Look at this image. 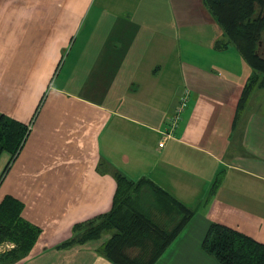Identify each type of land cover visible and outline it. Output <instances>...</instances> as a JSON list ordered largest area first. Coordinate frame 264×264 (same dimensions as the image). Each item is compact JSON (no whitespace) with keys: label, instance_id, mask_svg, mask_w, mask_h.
<instances>
[{"label":"crops","instance_id":"crops-1","mask_svg":"<svg viewBox=\"0 0 264 264\" xmlns=\"http://www.w3.org/2000/svg\"><path fill=\"white\" fill-rule=\"evenodd\" d=\"M227 40L206 0H0V112L29 126L0 202L41 229L3 264H115L113 230L71 238L111 209L119 174L195 210L155 264H221L202 245L213 222L264 243V85L243 99L255 70Z\"/></svg>","mask_w":264,"mask_h":264},{"label":"trees","instance_id":"trees-1","mask_svg":"<svg viewBox=\"0 0 264 264\" xmlns=\"http://www.w3.org/2000/svg\"><path fill=\"white\" fill-rule=\"evenodd\" d=\"M224 28L227 42L233 43L255 70L244 89L243 99L255 86L264 85V0H206ZM29 134V126L0 112V153L15 157ZM130 184L129 192L124 190ZM111 209L77 226L71 242H83L113 230L103 253L115 264H155L193 217L195 210L149 179L117 177ZM23 202L6 195L0 202V242L14 246L0 254L16 259L33 247L41 229L25 219ZM203 249L221 264H264V243L229 227L213 222L203 240Z\"/></svg>","mask_w":264,"mask_h":264},{"label":"built area","instance_id":"built-area-1","mask_svg":"<svg viewBox=\"0 0 264 264\" xmlns=\"http://www.w3.org/2000/svg\"><path fill=\"white\" fill-rule=\"evenodd\" d=\"M190 90L184 88L179 97L178 104L176 105L173 113L167 118L166 127L161 130L162 137L159 142V146L162 147L166 144L167 140L176 137V132L180 127L183 114L189 105ZM14 246V244H11Z\"/></svg>","mask_w":264,"mask_h":264},{"label":"rangeland","instance_id":"rangeland-1","mask_svg":"<svg viewBox=\"0 0 264 264\" xmlns=\"http://www.w3.org/2000/svg\"><path fill=\"white\" fill-rule=\"evenodd\" d=\"M9 153H10L9 151H5V153H3V155L0 157V183L2 182L4 176L6 175V173L8 171L7 169H8L9 163L14 158L12 153H10L11 154V158L9 159V157H10ZM8 159H9V162L6 165ZM5 165H6V167L4 168ZM124 184H125L124 190L129 192L130 189H131L130 184H128V182H125ZM13 243L14 242H12L11 240H4V241L0 242V254H2L3 251L7 250L8 248H11L10 246Z\"/></svg>","mask_w":264,"mask_h":264}]
</instances>
